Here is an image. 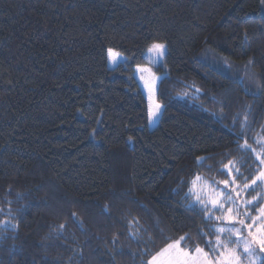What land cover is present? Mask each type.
Segmentation results:
<instances>
[{
    "label": "trees",
    "instance_id": "obj_1",
    "mask_svg": "<svg viewBox=\"0 0 264 264\" xmlns=\"http://www.w3.org/2000/svg\"><path fill=\"white\" fill-rule=\"evenodd\" d=\"M154 43L150 129L135 69ZM260 139L262 0H0V264H147L184 235L204 247L217 223L190 207V182L235 161L250 183L240 145Z\"/></svg>",
    "mask_w": 264,
    "mask_h": 264
},
{
    "label": "snow or ice",
    "instance_id": "obj_2",
    "mask_svg": "<svg viewBox=\"0 0 264 264\" xmlns=\"http://www.w3.org/2000/svg\"><path fill=\"white\" fill-rule=\"evenodd\" d=\"M166 51V46L163 43H154L148 49V53L154 56L156 60L162 58ZM108 57L113 63L120 59L119 54L112 49L108 50ZM249 63H253V61L250 60ZM137 71L141 74H149L147 79L143 75L140 76V79L145 80V86L152 92L157 78L151 69L138 67ZM161 115L162 106L155 102L150 104L148 110L149 123L158 122ZM257 143L261 144L259 152L252 148L247 140L240 145L243 152L251 151L254 153L255 160L258 161L257 174L251 178V183L246 182L248 177H243L245 182L242 186L237 183V178L242 177L243 173L235 166V161H230L229 165L225 166L228 171L221 170L225 175L236 173L231 180L213 181L212 185H209L197 174L190 182L191 187L185 197L186 199L195 197L190 207L195 208L199 205L206 222L213 220L218 222V224L210 227L208 232L201 230L197 235L200 237L211 235L214 236V239L204 240V247L198 243L189 246L187 241L193 238L189 235L180 236L179 239L166 244L151 255L147 264H242L243 258L254 257L257 250L264 253V206L257 207L259 201L264 200V139L257 141ZM205 159L207 158H198L197 165H202ZM241 160L243 161V157ZM218 183H222L224 188L216 192L213 186L218 185ZM257 188L260 191L252 199H244L241 196V193L256 191ZM252 209H255L256 216H252ZM216 212H219L220 215H214ZM241 216L244 218H240ZM248 220H251L252 223H246ZM257 221L260 222L259 225H257ZM60 227L63 228L64 225ZM253 228L255 231L252 230ZM245 230H247V235L242 234ZM206 248L207 250H205ZM249 264H252V261Z\"/></svg>",
    "mask_w": 264,
    "mask_h": 264
},
{
    "label": "rangeland",
    "instance_id": "obj_3",
    "mask_svg": "<svg viewBox=\"0 0 264 264\" xmlns=\"http://www.w3.org/2000/svg\"><path fill=\"white\" fill-rule=\"evenodd\" d=\"M262 9H263V12H264V3H262ZM148 49H147V51L145 53V56H144L145 59H146V61H147V63H148V65L147 66H144L142 68H150L151 69V72L157 78L156 81H155V87H154L153 91L150 92L149 91V88L145 86V80H141L140 79V76L141 75H143L145 77V79H147L148 78V75H149L148 73L141 74V73H139L137 71V69H138L137 68V69H135V76H136L137 80H139V82L141 83L143 92H144V94H145V96L147 98V101H148V106H150V104H152L153 102L158 103V101H157V91H158V86H159V83L161 81V78L155 75L154 69L156 67H158V66L163 65L165 55L162 58H160L159 60H156V58L154 56H152V55H150L148 53ZM119 57H120V59L117 62H115V63L111 62L109 60V57H108L109 65H110V68L111 69H113L119 63L122 62L121 55H119ZM156 125H157V122L156 123H149L150 129L155 128ZM260 140H262V139H260ZM257 144H258V147H257V150L256 151L259 152L261 150V144L260 143H257ZM257 163H258V161H257ZM235 175H236V173L233 172L231 175H228V177H227L226 180H231L232 179V176H235ZM239 179H240V177L237 178V183L242 186L243 183ZM213 181L221 182V181H224V180H209L207 182H208L209 185H212V182ZM213 187H214V189H215L216 192H219L220 189H223L224 188V185L222 183H218V185H215ZM259 191H260V189L257 188L256 191L241 193V196L244 199H252V197L256 196L257 192H259ZM259 206H264V200H260L259 201V203L257 204V207H259ZM251 214H252V216H256L257 213H256L255 209H252L251 210ZM214 215H220V213L219 212H216V213H214ZM240 218H244V217L241 216ZM213 221H215V220H213ZM215 222L218 224L217 221H215ZM246 223H252V221L251 220H248V221H246ZM259 224H260V222L257 221V225H259ZM237 226H239V225H237ZM252 230L255 231V228H253ZM242 234L243 235H247V230H245ZM232 247H235V245H232ZM262 258H264V253H261V252H259V250H257L256 255L254 257H245V258H243L242 264H249L250 261H252V264H259V262L262 260Z\"/></svg>",
    "mask_w": 264,
    "mask_h": 264
}]
</instances>
